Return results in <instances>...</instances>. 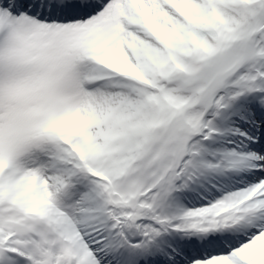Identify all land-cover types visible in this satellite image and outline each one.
<instances>
[{
  "label": "snow or ice",
  "instance_id": "6c2138e0",
  "mask_svg": "<svg viewBox=\"0 0 264 264\" xmlns=\"http://www.w3.org/2000/svg\"><path fill=\"white\" fill-rule=\"evenodd\" d=\"M0 264H264V0H0Z\"/></svg>",
  "mask_w": 264,
  "mask_h": 264
}]
</instances>
